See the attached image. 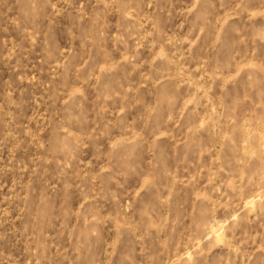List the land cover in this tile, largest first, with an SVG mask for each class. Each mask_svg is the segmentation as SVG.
Masks as SVG:
<instances>
[{
    "label": "rangeland",
    "instance_id": "obj_1",
    "mask_svg": "<svg viewBox=\"0 0 264 264\" xmlns=\"http://www.w3.org/2000/svg\"><path fill=\"white\" fill-rule=\"evenodd\" d=\"M0 264H264V0H0Z\"/></svg>",
    "mask_w": 264,
    "mask_h": 264
}]
</instances>
